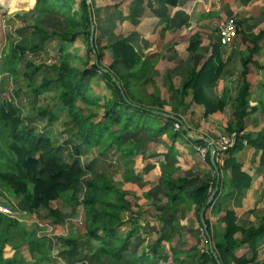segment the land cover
Instances as JSON below:
<instances>
[{"label": "trees", "instance_id": "16d2710c", "mask_svg": "<svg viewBox=\"0 0 264 264\" xmlns=\"http://www.w3.org/2000/svg\"><path fill=\"white\" fill-rule=\"evenodd\" d=\"M89 7L87 0H35L30 9L31 15H37L40 21L44 15L59 12L67 22L64 26L58 21L59 28H43L38 24L33 29L34 36L30 38L29 46L40 49L49 40L57 43L56 76L43 79L41 83H32L31 89L38 123L52 125L61 113L64 114L61 139L40 130L32 116L23 114L14 98L0 95V203L36 215L41 222L37 219L33 221L34 227L27 229L19 225L18 216L0 212V264H17V256H4V249L5 246L16 249L22 244L27 245L37 261H50L52 264H118L124 260L131 233L120 236L118 229L129 201L114 176L124 168V179H128L129 167L150 140L163 134L170 139L185 135L181 128H174V122H180L177 117L155 113L156 105H165L161 99H147L139 91L131 89L129 76L140 59L125 40L107 47L112 62L108 68L102 64L103 49L95 44L94 36L90 42L92 21ZM262 36L264 30L251 37L254 44L251 52L258 51L255 43ZM76 38L81 40L86 50L95 54L93 62L88 55L71 54V45ZM9 48V52L5 54L4 51L2 55V67L15 75L27 47L10 43ZM118 63L124 67V72L118 68ZM31 66L33 63L30 61L24 66L29 69L25 73L28 78L38 70L35 66L30 69ZM216 73L212 74L207 63L189 77L183 88L192 90L193 100L202 101L198 98L201 87ZM99 80L107 89L103 95L98 94ZM49 87L55 90L52 101L45 96ZM41 97L46 104L36 106ZM245 104V99H238L237 119L243 117ZM240 128L229 132L235 133L236 141L227 148L228 156L223 162L224 167L231 169V183L239 189L244 186L240 183V165L231 155L242 144ZM260 138L263 141L264 135ZM195 143L205 145L198 139ZM91 155L92 158L86 159ZM103 160L109 163L102 169L99 161ZM216 165L215 168L218 161ZM109 166L117 169L109 171ZM213 171L209 181L194 186L193 195L198 208L206 203L217 183L214 180L219 169ZM194 181V178L185 176L168 178V199L175 201L180 190L193 186ZM217 188H220V180ZM10 196L15 197L17 203L12 204ZM80 213L83 215L80 221L83 231L72 222L73 216ZM240 229L234 213L227 211L224 232L213 244L215 250L204 248L201 258L214 264L238 261L234 255L236 248L244 243L254 247L255 241L264 235V222L242 229L241 239L237 240L234 235ZM173 264H176V259Z\"/></svg>", "mask_w": 264, "mask_h": 264}, {"label": "crops", "instance_id": "0c3cea01", "mask_svg": "<svg viewBox=\"0 0 264 264\" xmlns=\"http://www.w3.org/2000/svg\"><path fill=\"white\" fill-rule=\"evenodd\" d=\"M87 2L96 45L103 49L102 64L108 68L112 62L107 47L125 40L140 59L129 76L131 89L147 99H161L165 105H156L155 113L177 117L185 131L174 139L163 134L150 140L129 167V178L124 179V168L114 176L129 201L118 233H131L127 256L118 264H173L174 259L176 264H214L201 258L208 248L201 228H206L214 244L224 232L227 211L234 213L241 228L234 235L237 240L242 229L264 222V139L260 138L264 135L263 36L255 43L258 51L251 52V37L264 30V0ZM229 17L236 20L237 32L222 46L218 31ZM207 63L212 74L217 73L203 83L198 95L202 101H195L192 90L183 85ZM241 98L246 104L240 120L236 111ZM238 128L242 144L231 156L240 165V183L244 185L240 189L231 183L229 167L218 162L215 168L216 153L211 155L209 145L220 134ZM243 135L246 138H241ZM196 139L208 147L209 156L204 160L195 149ZM215 169L219 174L216 172L214 181L220 180V188L215 190V183L209 195L215 191L212 200L203 205L205 227L203 206L197 207L193 189L209 181ZM183 176L194 178L193 186L180 190L179 197L170 201L167 179ZM234 255L238 261L231 264H264V235L254 247L241 244Z\"/></svg>", "mask_w": 264, "mask_h": 264}, {"label": "rangeland", "instance_id": "374dc122", "mask_svg": "<svg viewBox=\"0 0 264 264\" xmlns=\"http://www.w3.org/2000/svg\"><path fill=\"white\" fill-rule=\"evenodd\" d=\"M34 1L35 0H23L21 4L11 1L9 3H6L7 6H4L6 4H3V2L1 1L3 6L0 4L2 6V10H0V95L5 94L7 96L14 98L17 105L18 104L20 105L23 114L30 115V117L32 116V118L35 120L36 126L40 130L43 129L50 136L61 139V136H63V128L65 126L63 123L64 114L61 113V117L58 119L57 122L53 123L52 125H47V122L38 123L36 110L34 107L35 105L34 96L32 94L33 90L31 89L32 83H41L43 79H54V77L56 76L55 67L58 64V57H59L57 43L54 40H49V42L43 45V47L40 49H33L30 48L29 46L31 45L32 42L30 38L34 36L33 29H36V26L38 24H40V26L43 28H47V27L59 28L58 21L64 26L65 24H67V22L65 16L59 12L54 14H48L50 16L44 15V17H42L40 21L39 19H37V15H31L30 12V9L33 6ZM70 14L68 13V15ZM91 41H93V39L90 40V42ZM10 43L17 45H24L27 47V51L23 56V58L21 59V62L17 68V73L15 75L9 73L8 71H4L5 69L2 67V61H3L2 55L4 51L5 54L9 52ZM71 54L72 55L80 54L82 56L88 55V57L92 62L96 59L95 54L86 50V47L79 38H76L74 44L71 45ZM28 61L33 63V66H31L30 69L35 67L38 68V70L33 73L31 78L30 77L28 78V76L25 75L27 70H29L27 69V67H24L26 62ZM98 84H99L98 94L103 95L104 93H106L107 89L104 83L102 82V80H99ZM54 94H55V90L51 89L50 87L45 92V96L51 101L54 100V96H55ZM44 104L46 103L44 102L42 97L40 103L36 101V106L41 107ZM39 124L40 125L45 124V125L40 127ZM226 136L229 137L230 134L229 133L220 134L217 138L214 139V141ZM92 157L93 155L87 157L86 159ZM108 163H109L108 160L99 161V167L103 169L104 165H107ZM109 167H110L108 168L109 171L110 170L113 171L117 169L115 167H111V166ZM10 199L13 202L12 204L17 203L15 197L10 196ZM63 208L67 209V207H63ZM11 209L18 216V219L21 222L19 225L21 227L27 229L34 227L32 225L33 221H36L38 219L36 215H30L25 210L23 212H20L18 209H15L14 207H12ZM82 218H83L82 213H80L79 215L75 214L72 218L73 224L76 227H78V229L81 231H83V225L81 224L83 220ZM60 230L61 229H59V231ZM4 250H5L4 256L6 257L12 256L14 254L15 256H17V264H52L50 261L47 262L37 261L36 258L33 257L29 252V249L26 244H22L21 246H18V248L16 249L11 248L10 246H5Z\"/></svg>", "mask_w": 264, "mask_h": 264}, {"label": "built area", "instance_id": "2783aa9c", "mask_svg": "<svg viewBox=\"0 0 264 264\" xmlns=\"http://www.w3.org/2000/svg\"><path fill=\"white\" fill-rule=\"evenodd\" d=\"M236 32H237L236 20L233 17H229L219 27L218 37H219L220 45L225 46V45L229 44L233 40V38L235 37ZM174 128L175 129L181 128V123L178 121L174 122ZM235 141H236L235 133H231L229 137H227V136L222 137V138H219L216 141H214L213 144L215 146V153H216L217 161L219 163L224 162L225 158L228 156L227 148L230 145H233ZM195 149L199 153L201 159L204 160L206 155H207V152H208V147L206 145L196 144ZM0 212L6 214L8 216H11V217L17 216L15 214V212L11 209V207L3 205L1 203H0ZM201 231H202V235H203V243L206 246L209 245L208 247H210L212 245L211 240L209 239V237H207L205 235L204 229L201 228Z\"/></svg>", "mask_w": 264, "mask_h": 264}, {"label": "water", "instance_id": "95a60500", "mask_svg": "<svg viewBox=\"0 0 264 264\" xmlns=\"http://www.w3.org/2000/svg\"><path fill=\"white\" fill-rule=\"evenodd\" d=\"M90 36H91V40H92V39H93V29L91 30V34H90ZM117 82H118V81H117ZM155 112H156V111H155ZM209 145H210V148H211V155L214 156V154H215V146H214V144L211 143V142H209ZM216 189H217V187L215 188V190H216ZM214 192H215V191H213L211 197L207 200V203H209V202L212 200L213 195H214ZM204 209H205V206H203V208H202L201 221L203 222V225L206 227L205 219H204V215H203V213H204ZM205 233H207L206 228H205ZM207 234H208V233H207Z\"/></svg>", "mask_w": 264, "mask_h": 264}, {"label": "clouds", "instance_id": "9594fccd", "mask_svg": "<svg viewBox=\"0 0 264 264\" xmlns=\"http://www.w3.org/2000/svg\"><path fill=\"white\" fill-rule=\"evenodd\" d=\"M204 233H205V230H204ZM205 235H206L207 237L209 236V235L206 234V233H205ZM209 239H210V237H209ZM208 246H209V245H208ZM208 246H207V247H208ZM208 249H212V250H213V244H212L210 247H208Z\"/></svg>", "mask_w": 264, "mask_h": 264}]
</instances>
